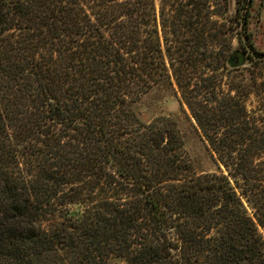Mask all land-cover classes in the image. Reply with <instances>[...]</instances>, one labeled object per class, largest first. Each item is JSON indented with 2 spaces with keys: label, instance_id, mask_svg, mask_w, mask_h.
Listing matches in <instances>:
<instances>
[{
  "label": "trees",
  "instance_id": "obj_1",
  "mask_svg": "<svg viewBox=\"0 0 264 264\" xmlns=\"http://www.w3.org/2000/svg\"><path fill=\"white\" fill-rule=\"evenodd\" d=\"M254 2L0 0V264H264ZM171 77L225 169L138 111Z\"/></svg>",
  "mask_w": 264,
  "mask_h": 264
},
{
  "label": "rangeland",
  "instance_id": "obj_2",
  "mask_svg": "<svg viewBox=\"0 0 264 264\" xmlns=\"http://www.w3.org/2000/svg\"><path fill=\"white\" fill-rule=\"evenodd\" d=\"M234 12L235 8L233 7L230 14ZM249 31L251 32L256 48L264 51V0H255L254 2ZM239 45V39L235 38L233 48H237ZM249 66L250 64L248 63L241 70L246 74ZM260 80L263 82L261 93L253 95L248 100V106L250 109L257 108L264 112V75ZM137 109L146 121L153 120L161 115H169L175 118L183 139V148L188 158L192 161L197 173L219 172L225 169L216 159L207 140L191 116L172 77L156 83L137 104ZM248 209L249 213L252 214L250 205H248ZM259 232L264 238V228L259 226ZM109 262L111 264H117L123 262V260L120 258H111Z\"/></svg>",
  "mask_w": 264,
  "mask_h": 264
}]
</instances>
